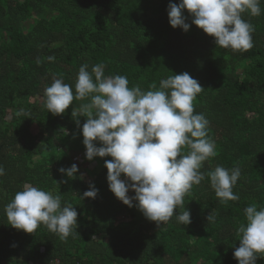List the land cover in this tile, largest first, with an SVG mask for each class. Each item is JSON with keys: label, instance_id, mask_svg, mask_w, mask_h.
<instances>
[{"label": "trees", "instance_id": "1", "mask_svg": "<svg viewBox=\"0 0 264 264\" xmlns=\"http://www.w3.org/2000/svg\"><path fill=\"white\" fill-rule=\"evenodd\" d=\"M179 2L0 0V264H238L233 253L244 209L264 208V12L243 14L254 26V46L233 51L216 47L187 11L190 30L173 29L168 6ZM84 63H102L105 75H124L130 87L144 91L188 72L204 89L193 103L210 121L216 145L201 171L238 167L233 192L240 199L220 203L206 178L184 197L191 223L183 226L173 217L161 227L118 200L107 181L105 159L111 157L86 159V118L77 117V125L72 117L74 107L90 101L74 100L58 116L44 107V89L53 78L74 91ZM77 153L85 155L83 162L74 161ZM74 163L76 177L61 174ZM25 183L75 207L79 235L65 240L43 226L34 234L12 228L4 208ZM90 184L98 196L81 199ZM211 212L214 222L207 220Z\"/></svg>", "mask_w": 264, "mask_h": 264}, {"label": "clouds", "instance_id": "2", "mask_svg": "<svg viewBox=\"0 0 264 264\" xmlns=\"http://www.w3.org/2000/svg\"><path fill=\"white\" fill-rule=\"evenodd\" d=\"M262 0H180L168 6L173 29L190 30L192 24L214 39L216 47L247 51L253 45L254 26L243 19L244 13L260 16ZM55 61L54 56L47 58ZM90 69V70H89ZM204 89L188 72L173 74L153 83L144 91L139 85L129 86L124 75H105V66L97 63L80 66L73 86L62 78H53L44 89V107L54 116L63 115L73 101L90 102L74 107L72 117L82 126L86 159H105L109 190L128 207H136L158 227L175 221L183 226L191 223V213L183 200L193 185L206 178L220 203L238 201L233 189L241 178L238 167L216 166L201 171L214 157L215 142L209 137L210 121L197 113L194 100ZM23 114V113H21ZM99 142L100 146H97ZM69 178L79 172L74 163L59 169ZM5 169L0 166V176ZM133 192V196L129 193ZM99 189L94 184L81 199H95ZM179 210L177 214L176 210ZM4 212L8 224L16 230L34 234L41 226L61 239L78 234L75 207L63 204L61 196L31 183L17 191ZM245 221L239 226V247L233 255L238 264H257L264 259V208L255 204L244 209ZM214 222L213 212L207 217ZM95 239V237H93Z\"/></svg>", "mask_w": 264, "mask_h": 264}, {"label": "built area", "instance_id": "3", "mask_svg": "<svg viewBox=\"0 0 264 264\" xmlns=\"http://www.w3.org/2000/svg\"><path fill=\"white\" fill-rule=\"evenodd\" d=\"M84 154L83 153H79V156H77L76 158H74L75 162H83V158H84ZM52 264H62L59 260H55L52 262Z\"/></svg>", "mask_w": 264, "mask_h": 264}, {"label": "rangeland", "instance_id": "4", "mask_svg": "<svg viewBox=\"0 0 264 264\" xmlns=\"http://www.w3.org/2000/svg\"><path fill=\"white\" fill-rule=\"evenodd\" d=\"M77 156H79V153L75 154L74 158H76ZM84 166L85 167H89V168H93L95 166V164H92V165H88L84 163Z\"/></svg>", "mask_w": 264, "mask_h": 264}]
</instances>
